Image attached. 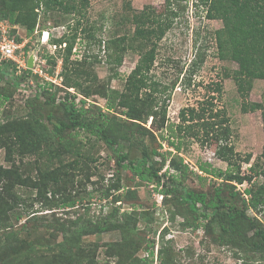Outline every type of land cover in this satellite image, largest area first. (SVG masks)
Masks as SVG:
<instances>
[{
  "label": "rangeland",
  "instance_id": "rangeland-1",
  "mask_svg": "<svg viewBox=\"0 0 264 264\" xmlns=\"http://www.w3.org/2000/svg\"><path fill=\"white\" fill-rule=\"evenodd\" d=\"M199 1L173 3L178 14L158 42L151 73L168 87L166 117L169 121H178L181 107L196 105L208 95L216 97L217 108L226 109L230 119L235 151L240 157L247 153L252 155L249 163L241 162L242 173L251 174L252 180L237 183L202 173L196 167L198 162H208L222 170L226 169L227 163L214 155L215 144L200 146L193 140H187L180 153L188 169L175 170L173 155L164 152L169 147L166 141L158 139L159 127L152 122V117L136 122L142 130H147H144L143 140L149 150L156 149L155 159L164 161L160 173L166 171V181L174 174L183 186L196 192L210 194L218 186L223 194L235 191L248 199L246 190H261L259 184L264 181L259 174L263 163L259 159L263 130L260 110L242 111L241 105L246 103L249 108L251 101H264V79H254L247 98L240 96L232 79V72L240 69L238 59L220 60L217 57L213 31L222 23L207 18L205 6ZM145 6H150L156 13L165 8L164 0H87L80 14L59 9L45 11L44 6H40L35 30L30 35L25 26L14 24V35L21 41L19 58L26 61L31 57L32 62L30 68H16L17 74L30 71L25 73V81L20 86L14 87L9 79H0V97H7L0 106V122L26 118V99L38 98L43 103L51 96L58 102L69 101L72 95L78 105L83 103V107L91 112L100 111L126 119L124 108L117 105L107 108V96L111 89L124 91L126 77L139 58L135 46L141 37L133 39L136 25L131 18L134 11ZM43 30L49 32L46 43L40 40ZM74 31L76 37L69 60L64 62L65 43L58 46L54 40L63 35L71 37ZM121 37L126 38L125 42L120 41ZM121 44L126 47L123 51L119 48ZM117 51L121 56L118 64L113 58ZM12 63L15 65L14 61ZM11 65L9 62L3 67L13 71ZM37 68H43L55 82L45 80L35 71ZM75 80L79 81L77 88ZM214 82L222 85L220 93L206 87ZM113 97V100L118 98ZM50 109L62 114L56 106ZM43 114L46 110H42ZM67 136L66 139L73 142L69 150L63 148L64 142H54L50 151L43 143L39 148L22 146L12 132L0 134L2 139L8 137L10 145L6 148L0 144V193L7 187L5 194L12 195L1 201V213L5 212L6 216L12 215L13 211L20 213L22 223L32 217L33 213L26 217L27 213L36 211V218L27 221L26 227L17 225L13 228L16 235L7 237L1 247L0 264H161L160 255L166 253L168 264H264L263 254L244 252L220 242L218 230L205 231L202 224L206 221L187 210L186 205H175L170 194L163 196L159 192L160 187L144 183L130 171L118 168L116 156L102 141L81 130ZM251 165H255L252 166L255 169L250 173ZM3 169L8 172L4 173ZM17 174L27 182L18 185L15 182ZM32 183L44 185L41 196L37 194L38 187ZM15 196L21 199L16 208L12 200ZM67 199L73 201V206L63 205ZM113 210H117L113 219L124 221L127 229L87 235L72 245H63L68 246L67 252L56 244L62 237L59 235L55 240L53 224L73 225L78 218L80 222L97 221ZM247 213L264 221L263 211L248 208ZM150 242L152 247L146 249Z\"/></svg>",
  "mask_w": 264,
  "mask_h": 264
},
{
  "label": "trees",
  "instance_id": "trees-1",
  "mask_svg": "<svg viewBox=\"0 0 264 264\" xmlns=\"http://www.w3.org/2000/svg\"><path fill=\"white\" fill-rule=\"evenodd\" d=\"M178 1L164 0L163 12L156 13L150 6H145L142 10L134 11L132 14L131 21L136 25L133 39L141 37L135 46V50L139 52V58L126 77L124 91L118 92L111 89V94L107 96V108L110 109L113 105L124 108L126 119L121 120L114 115L100 111L91 112L83 107V103L80 105L76 103L75 95H72L69 101L59 100L58 102L51 96L45 98L43 103L38 101V98H32L25 100V106L28 109L27 117L0 122V134L12 132L14 138L22 146L26 144L39 148L43 143L51 151L54 142L59 144L64 142L63 148L69 150L73 146V142L66 139L67 135L78 130L86 132L102 141L114 153L118 168L130 171L134 177L144 183H151L156 188L160 187L159 192L163 196L170 194L175 205H186L187 210L206 221L202 224L205 231L217 229L220 242L231 244L244 252L250 251L264 255V221L256 215L247 213L248 208L257 212L263 211L264 218V192L261 191L264 190V181L259 184L261 190H246V193L249 194L248 199L241 197L235 191L223 194L218 186L213 188L210 194L205 191L196 192L183 186L174 174L169 175L168 181H166L164 178L166 171L160 173L164 161L155 159L156 149L149 150L143 140L147 130H142L138 122L146 121L150 116L152 122L159 127L158 139L166 141L169 147L164 152L173 155L172 167L175 170L188 169V165L184 163L180 153L182 145L187 140H193L200 146L209 143L215 144L214 155L227 163L226 169L222 170L213 167L208 162H198L196 167L202 173L219 178L224 177L225 180L237 183L244 181L249 183L252 180L251 174L247 175L241 171V162L249 163L252 155L247 153L240 157L241 155L235 151L231 139L230 119L226 109L217 108L214 95H204L205 97L196 105L181 107L178 111L177 122L169 121L166 117V100L169 99L168 87L156 79L151 70L155 63L158 42L172 26V22L178 14V11L173 8V3ZM86 2L87 0H0V17L5 18L10 25L25 26L27 35H30L35 30L37 9L40 6H44L45 11L59 9L64 12L74 11L80 14L84 10ZM199 2L205 6L207 18L221 21V27L213 31L217 57L220 60L233 57L238 59L240 69H235L232 72V79L240 96L247 98L253 80L264 79V0H200ZM11 33L14 35L13 29ZM75 37L76 31L72 33L71 37L63 35L54 40L58 46L65 43L64 62L69 60ZM17 40L20 39L17 38ZM125 40V37L120 38L121 42H125ZM119 48L123 51L126 47L121 44ZM113 58L115 63L121 62L118 51ZM9 62L12 64L13 71H9L8 67H3ZM15 72L16 67L12 60L0 61V79H9L14 87H18L25 81V73L30 71L27 69L23 74ZM187 80L190 84V79ZM74 83L77 88L79 81L75 80ZM206 87L217 93L222 91V85L219 82L206 85ZM113 95L118 97L115 99L116 103L113 100L115 98ZM6 98V96L0 97V106ZM52 106H56L62 114L58 115L53 112L50 109ZM241 106L242 111L260 110L261 113L263 144L259 159H262L263 163L259 174L264 177V101H251L249 108H246V103ZM42 110H46L45 115H42ZM5 138L8 139V137L3 139L0 137V144L10 148L9 141H6ZM75 151L78 152L77 149ZM252 166L255 165L249 167L250 173L255 169ZM3 170L4 173L8 172V169ZM42 178L51 181L57 180L55 177ZM16 179L15 182L18 185L27 182L21 180L18 174ZM32 185L38 187L37 194L41 196L44 185L41 186L37 183H32ZM3 189L0 193V204L1 201L7 200L6 197L11 198L12 196L5 194L8 191L7 187ZM12 200H14L16 208L21 199L15 196ZM8 205L10 208V204ZM63 205L73 206V201L67 199ZM1 210L2 207H0V249L7 237L12 238L16 235V231L13 230L15 226L24 228L27 226V221L36 218V211H30L26 217L33 213L32 217L21 223L23 217L20 213L13 211L12 215L6 216L5 212L1 213ZM115 213L117 210H113L108 216L97 221L87 219L80 222L78 218L73 225L53 224L51 228L54 231L55 240L59 235L62 237L61 241L56 244L61 246L63 252H67L70 244L72 245L74 241L87 235L115 229L122 231L127 229L124 221L113 219L116 216ZM63 245L68 246L64 247ZM151 247L152 243L150 242L146 249ZM149 252L153 253L151 250ZM166 256L169 257L168 253L160 255L161 264H168Z\"/></svg>",
  "mask_w": 264,
  "mask_h": 264
},
{
  "label": "built area",
  "instance_id": "built-area-1",
  "mask_svg": "<svg viewBox=\"0 0 264 264\" xmlns=\"http://www.w3.org/2000/svg\"><path fill=\"white\" fill-rule=\"evenodd\" d=\"M13 25H10L5 18L0 17V61L4 59H10L15 62L16 68H30L28 66V58L24 61L23 58H19L22 54L21 41H18L16 36L11 33ZM49 32L43 30L40 35L42 43H46L48 40ZM43 62V60H42ZM38 66V65H37ZM37 71L45 80L55 82V79L43 68H37Z\"/></svg>",
  "mask_w": 264,
  "mask_h": 264
},
{
  "label": "water",
  "instance_id": "water-1",
  "mask_svg": "<svg viewBox=\"0 0 264 264\" xmlns=\"http://www.w3.org/2000/svg\"><path fill=\"white\" fill-rule=\"evenodd\" d=\"M31 62H32V59L31 57L28 58V66L30 67L31 66Z\"/></svg>",
  "mask_w": 264,
  "mask_h": 264
}]
</instances>
